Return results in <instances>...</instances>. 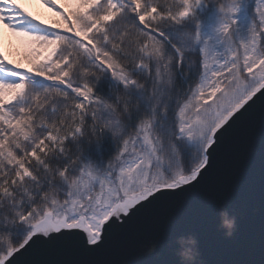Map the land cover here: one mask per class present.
<instances>
[{"label": "trees", "instance_id": "16d2710c", "mask_svg": "<svg viewBox=\"0 0 264 264\" xmlns=\"http://www.w3.org/2000/svg\"><path fill=\"white\" fill-rule=\"evenodd\" d=\"M120 1L104 28L110 0L68 11L63 32L50 31L59 45L50 63L38 61L41 42L19 52L45 79L22 75L20 103L5 105L11 82L0 85V263L34 224L58 219V207L86 199L84 210L97 213L107 198L93 203L94 191L117 186L125 162H151L152 188L179 183L204 160L201 145L180 137L178 120L201 80L204 37L234 8L252 13L260 0H206L207 11L187 20L174 0ZM52 134L64 141L45 145Z\"/></svg>", "mask_w": 264, "mask_h": 264}, {"label": "water", "instance_id": "95a60500", "mask_svg": "<svg viewBox=\"0 0 264 264\" xmlns=\"http://www.w3.org/2000/svg\"><path fill=\"white\" fill-rule=\"evenodd\" d=\"M0 264H264V84L189 180L119 203L97 238L48 216Z\"/></svg>", "mask_w": 264, "mask_h": 264}, {"label": "rangeland", "instance_id": "374dc122", "mask_svg": "<svg viewBox=\"0 0 264 264\" xmlns=\"http://www.w3.org/2000/svg\"><path fill=\"white\" fill-rule=\"evenodd\" d=\"M82 1L0 0V75L17 81L12 85L11 92L3 97L6 104L21 101L25 92V85L18 81L17 74L7 70V65L11 69L10 64L17 65L21 70L32 69L30 63L20 60L19 52L25 46H30L29 43L32 44L31 40L35 37L47 40L43 42L45 49L38 61H52L59 46L49 30L55 25V20L63 18L66 10L76 13L87 9ZM91 1L97 4L100 0ZM174 1L181 6L178 13L180 20L190 19L208 9L206 0ZM122 6L120 0H110L111 12L103 17L99 28L111 25L120 14ZM146 20L153 21L154 16L150 14ZM61 25L66 28L64 22ZM204 38L206 43L201 51V80L188 102L180 109L178 120L180 137L190 144L201 145L205 153L214 132L264 84V0L258 1L252 13L242 7L234 8L231 21L212 27ZM76 132L79 134V130ZM60 141L64 139L60 140L52 134L44 144L56 147ZM203 163L204 160L197 170ZM151 167V162L144 158L125 162L120 169L117 186L107 191H94L93 198L97 201L93 203L102 200L103 196L107 198L100 202L102 206L97 213L84 210L87 205L81 203L86 199L81 203L73 200L66 207H58L61 209L58 219L51 217V222L56 226H82L97 238L101 225L119 203L145 197L162 188L149 186ZM191 176L184 179L189 180ZM36 226L34 224L33 230Z\"/></svg>", "mask_w": 264, "mask_h": 264}]
</instances>
